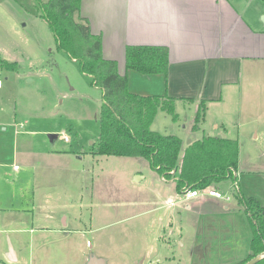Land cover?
Masks as SVG:
<instances>
[{"label":"rangeland","instance_id":"374dc122","mask_svg":"<svg viewBox=\"0 0 264 264\" xmlns=\"http://www.w3.org/2000/svg\"><path fill=\"white\" fill-rule=\"evenodd\" d=\"M41 13L38 0H0V60L18 64L0 65V264H85L90 254L106 264L244 259L251 231L233 178L264 210V115L240 116L237 170L217 184L220 207L241 213L213 219L145 158L92 152L102 90L57 49ZM151 129L184 143L200 135L184 114L174 122L161 110Z\"/></svg>","mask_w":264,"mask_h":264},{"label":"crops","instance_id":"0c3cea01","mask_svg":"<svg viewBox=\"0 0 264 264\" xmlns=\"http://www.w3.org/2000/svg\"><path fill=\"white\" fill-rule=\"evenodd\" d=\"M79 15L100 36L103 57L116 61L120 75L127 73L129 92L167 94L175 99L176 121L184 114L192 126L204 105L203 119L194 129L200 135L190 142L219 136L238 143L240 116L264 115V0H81ZM128 46L167 48L166 76L126 71ZM219 200L199 196L187 201L208 205L206 214L218 215L213 219L241 213L239 207L223 209Z\"/></svg>","mask_w":264,"mask_h":264},{"label":"trees","instance_id":"16d2710c","mask_svg":"<svg viewBox=\"0 0 264 264\" xmlns=\"http://www.w3.org/2000/svg\"><path fill=\"white\" fill-rule=\"evenodd\" d=\"M40 1L42 13L52 30L56 47L79 62L81 72L91 77L102 90L99 111V134L94 152L100 155L143 157L163 179L175 182L176 189L217 187L233 176L238 165V143L235 139L203 136L182 149V139L151 129L156 113H168L173 121L175 99L164 95L141 96L129 92L127 73L117 72L115 60L105 59L100 36L91 33L88 21L80 17L81 0ZM0 65L17 71L18 64L0 60ZM126 71L162 73L168 69V51L163 46H128L125 50ZM204 116V105L198 107L192 129ZM92 150V152H93ZM234 197L244 205L251 237L248 255L235 264L264 253V210L252 197L244 198L234 177ZM239 188V189H238ZM255 264H264V257Z\"/></svg>","mask_w":264,"mask_h":264},{"label":"built area","instance_id":"2783aa9c","mask_svg":"<svg viewBox=\"0 0 264 264\" xmlns=\"http://www.w3.org/2000/svg\"><path fill=\"white\" fill-rule=\"evenodd\" d=\"M64 140H67V137H64ZM181 196L182 199L186 201L199 196H211L219 199L223 198V195L219 192L217 187L214 186H206L203 188H183L181 190ZM224 199H228V197H224Z\"/></svg>","mask_w":264,"mask_h":264},{"label":"water","instance_id":"95a60500","mask_svg":"<svg viewBox=\"0 0 264 264\" xmlns=\"http://www.w3.org/2000/svg\"><path fill=\"white\" fill-rule=\"evenodd\" d=\"M50 139L52 140L54 137H56L55 134H50L49 135ZM187 143H190V140H187ZM7 258L10 262H13L16 260V257L14 255V251L12 249V247L10 246L8 253L6 254ZM262 257H264V253L261 255H258L250 260H248L247 262H245L244 264H255L258 260H260ZM85 264H106V261L104 258L102 257H97L94 254H90L86 260Z\"/></svg>","mask_w":264,"mask_h":264}]
</instances>
